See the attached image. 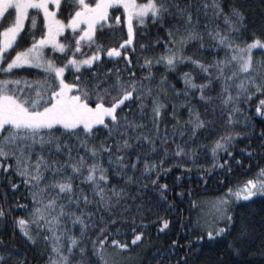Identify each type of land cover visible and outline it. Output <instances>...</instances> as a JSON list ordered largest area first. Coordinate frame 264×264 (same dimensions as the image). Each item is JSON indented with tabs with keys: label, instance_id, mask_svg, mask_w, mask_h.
Returning a JSON list of instances; mask_svg holds the SVG:
<instances>
[{
	"label": "trees",
	"instance_id": "trees-1",
	"mask_svg": "<svg viewBox=\"0 0 264 264\" xmlns=\"http://www.w3.org/2000/svg\"><path fill=\"white\" fill-rule=\"evenodd\" d=\"M143 2V0H140ZM160 2V0H157ZM167 12L163 13V22L157 18L155 21L148 16L143 25L133 23V36L128 45L122 47V41L128 39L127 27L123 23L107 25L103 29H97L96 43L103 45L106 52L109 47L119 48L120 52L115 57L102 56L94 66L84 67L78 71L67 68L63 79L67 83H76L79 77L81 83L85 80L89 84L93 82L92 74L103 73L109 81L119 75L122 80L137 81L140 87L143 106L136 99V95L123 103L118 109L117 115L127 117L137 125L135 131L125 121L121 124L126 128L129 147L117 151V140L125 139L124 133L117 127L110 141L108 129L103 125L93 127L91 139L83 134V129L78 134L68 135L62 133L60 127L53 136L63 134L67 140L58 141L61 149H56L55 143L48 148L40 149L36 146L31 154V159H36V151L48 161L64 163L69 149L72 156L78 158L86 156V162L91 163L92 158L86 153L80 140L87 139L89 145L98 147L102 140L105 144L110 142L111 153L98 156L101 163L107 169L109 180L103 185L108 198V207H101L99 197L90 192L91 182L84 181L79 176L73 177V199L77 192L90 195L91 203L85 204L81 199L72 204L66 211L76 214L84 210L85 223L88 225L82 234V239L70 256L68 264L80 261V264H99V259L93 255L92 237L97 238L101 227L107 228L105 235L108 240L117 239L121 243H127L126 250H118L110 244L103 246L102 255L106 264H264V195H257L249 201H238L229 207L233 214V222L225 227L227 235L209 238L207 231L210 226L203 215L210 206L213 198L217 197L229 185H236L245 179L254 177L258 169L264 167V116L257 113V102L264 99V93H258L252 97L240 89V96L235 97L236 85L245 78V73L240 72L236 61L227 62L233 54L224 45L219 44L212 35L219 28L221 34L227 28L223 13H228L230 8L239 9L243 14V22L239 32L229 33L236 44L243 47L245 43L254 37L264 41V0H219L223 13L216 14L211 6L212 0H164ZM205 4L208 5L205 8ZM185 8L184 15L178 16L176 7ZM74 11V9H72ZM58 18L67 21L70 10L65 2L58 6ZM117 11L122 14V9L117 7L112 10L111 17L117 16ZM34 12V10L30 11ZM171 13L169 15L168 13ZM191 13V24H185L184 16ZM122 18V15H121ZM122 21V19H121ZM179 27V33L173 32V39L178 35L185 34L187 29H192L199 35L188 40L181 46L182 55L190 56L193 60H200L206 65H214L216 60L223 58V83L227 89L221 91V79L217 77L219 67L209 69L211 77L191 61H178L173 68H168L164 63H156L155 57L164 51L165 43L174 47L168 40L165 31L168 28ZM42 14L38 16V23L31 35L42 34ZM77 34V32H76ZM27 35V34H26ZM78 35V34H77ZM60 41L75 47V39L71 31L60 36ZM153 41H156L153 44ZM30 42L22 37L17 47H24ZM141 45H144L141 47ZM71 48L67 54L45 49L47 59H52L58 66H63L68 55L72 54ZM16 49H12L14 54ZM94 46H83V52L76 55H91ZM127 53V56H125ZM252 71L248 76H254L257 81L264 79V49L256 48L251 52ZM9 58V57H8ZM150 58L149 66L144 65L145 59ZM7 60L3 61L6 62ZM2 62V63H3ZM111 69V73L108 70ZM151 73L150 76L146 74ZM190 73L192 81L199 85L205 80L209 84L204 88H187L182 73ZM44 75L43 70L34 67H20L12 70L13 78H27L34 80ZM232 75V79H226ZM2 78V76H0ZM99 79V76L96 77ZM23 86V85H22ZM25 90L28 85L24 84ZM144 89H148L145 93ZM179 90V91H178ZM35 91V89H32ZM248 91H252L249 87ZM202 92V99L196 93ZM231 93L234 97L227 106L221 103L224 95ZM153 97H156L162 105L160 116L154 118L152 112ZM235 105L236 111H232ZM94 106V101H93ZM189 106L194 112L199 113V118L204 122L203 126L196 128L193 133L191 124L188 123ZM229 112L231 122L229 123ZM110 123V118L106 119ZM235 133L226 141L224 147L211 151L212 145L217 138ZM142 134L149 137L145 142ZM140 137L139 139L137 137ZM167 136V139L164 137ZM153 144L155 147H153ZM176 146L183 149L180 155H176ZM165 149L167 152L165 153ZM123 153V158L112 168L108 164V156L113 159ZM231 154V155H229ZM136 158V166L132 160ZM163 158V159H162ZM155 162V169L144 171L145 161ZM72 161L69 160L68 163ZM0 163L12 164L13 160L0 159ZM120 164L124 168H120ZM183 165V167H181ZM83 171V170H82ZM68 169L46 177L57 179L67 175ZM117 172L122 173L116 175ZM130 176V180H125ZM155 181V182H153ZM47 183V178L45 180ZM11 184H17L12 188ZM160 184L167 186L159 189ZM115 186L121 189V195H112L111 189ZM36 191L30 185L25 184L24 177L18 175L15 167L10 170L0 168V208L6 216L0 217V253L5 254V264H46L49 258L50 245L44 240L47 226L39 228L35 223L28 225L31 234L35 237V243L27 241L15 225L16 217L29 219V213L34 206L31 193ZM58 189L49 188L42 195L45 199L52 198ZM160 191L164 195L161 197ZM68 193H64L57 199V204L67 200ZM196 202L195 204L193 202ZM91 213V224H88V215ZM62 222L58 228L71 229L72 235H80V224L74 222L68 215L59 218ZM167 220L163 228L160 223ZM200 221H203V226ZM43 224L44 220L41 219ZM135 232L142 234V239L133 243L131 237ZM233 241V248L228 247V241ZM64 250L67 248V234L63 237ZM175 241V243H173ZM15 246L14 248L12 246ZM84 248L83 254L78 251ZM9 248L11 253L9 254Z\"/></svg>",
	"mask_w": 264,
	"mask_h": 264
},
{
	"label": "snow or ice",
	"instance_id": "snow-or-ice-1",
	"mask_svg": "<svg viewBox=\"0 0 264 264\" xmlns=\"http://www.w3.org/2000/svg\"><path fill=\"white\" fill-rule=\"evenodd\" d=\"M65 2L70 10L66 24L58 18L59 13L57 11V7L63 6ZM113 5L122 8V14L117 11L115 20H112L109 11ZM211 6L215 9L216 14L223 13L219 0H212ZM207 7L208 5L205 4V8ZM30 10L38 11L30 12ZM165 12H167V6L164 0H160V2H157V0H143V2H140V0H95L94 3L86 2V0H0V76H2L0 78V159L8 160L11 158L13 160L12 164L0 163V168L7 171L15 167L17 174L24 177L25 184L36 189L31 195L33 204L38 206L32 208L28 220H25L24 217H16L15 225L27 241L32 243H35V237L31 234L28 225L35 223L38 229L47 226L49 235H46L44 240L49 243L50 250L46 264H68L73 249L77 247L78 242L82 239L83 232L88 226L85 223L83 209H81L80 214L66 211V209L71 208L72 204L78 203L81 199L85 204L91 203L90 195L80 192H77L75 200L73 199L72 180L74 176H79L84 181L91 182L90 192L99 197L101 207H108L109 205L106 190L103 186L108 182L109 176L107 175V169L98 159V156L111 153V144L110 142L105 144L103 140L99 142L98 147L87 143V139H91L93 125H103L107 128L109 135L104 139L109 141L117 127H119L120 131L124 133L125 139L123 141L117 140V151L119 152L121 148L127 149L129 147L127 131L121 121H125L133 131H135L137 125L128 121L127 117L117 115L118 109L122 108L123 103L129 100L133 94L140 101V106H143L140 87L135 79L122 80L119 75H116L110 82L107 75L93 72V82L91 84L87 80L81 83L79 77H76V83H67L62 78V74L69 65L78 70L84 65L94 66V62L101 60L104 55L103 45L96 43V32L98 28L103 29L106 23L120 24L122 22L127 26L128 39L121 42L127 45L131 42L133 36V19L136 24L143 25L146 17L150 14L154 21L159 18L162 23L163 13ZM176 13L178 16L184 15L185 8L176 7ZM40 14L43 16V29L42 34L37 37L31 35V33L36 29ZM168 14L171 15L170 12ZM223 15L227 24L224 33L221 34L219 28L215 33L209 29V33L219 44L232 51L233 54L227 62L236 61V53L245 51L249 53L247 56L240 57L242 63L239 64V71L245 73V78L237 83L235 97L240 96V89H243L249 97L264 93V79L257 81L254 76L247 75L252 71L251 52L257 45L264 47V41L254 37L251 41L245 43L243 47L236 44L229 33L240 31L244 19L243 14L239 9L230 8L229 12L223 13ZM26 17L29 19L26 20ZM184 19L186 25L191 24V13H187ZM66 28L73 30L74 48H71V43L64 44L56 39L57 35L64 32ZM77 31H79L78 35L76 34ZM165 31L168 34V40L174 47H169L166 42L164 51L158 54L153 62L164 63L166 67L173 68L178 61H191L207 73L209 77H211L209 69L213 66L219 67L217 77L221 79V91H227L223 83L225 78L222 76L223 65L226 62L223 58L216 60L214 65H206L200 60H193L190 56L182 55L180 45L198 36L197 32L189 28L185 34L179 35L178 39H173V32L179 33L181 29L179 27L168 28ZM22 37L30 42L24 47H17ZM155 43L156 41H153V44ZM45 45H51L54 50L62 54H67L68 49L71 48L73 55H68L67 60L63 62V66H57L51 59L44 60ZM84 45L94 46L95 50L91 55H83L81 59H76L75 56L83 52ZM143 46L141 45V47ZM12 49H16L14 54H12ZM119 51L118 48L109 47L107 55L116 56ZM9 56L10 58H8ZM125 56H127V53H125ZM5 60L7 62L2 63ZM149 64L150 58L145 59L144 65L149 66ZM22 65H32L43 69L44 75L34 80L13 78L12 70L18 69ZM108 72L111 73V69ZM146 75L150 76L151 73L149 72ZM97 76H99V79L96 78ZM181 78L187 88L191 89L196 87L204 89L209 84V80H205L196 85L192 81L191 74L187 72L182 73ZM226 79L231 80L232 75H229ZM25 83L28 85L27 90L22 86ZM249 87L252 91H248ZM32 89H35V91H32ZM144 92L147 93L148 89H144ZM196 95L201 96L202 99H210V97H204L202 92H198ZM233 99V95L229 93L223 96L221 103L227 106ZM257 104V113L264 116V99L258 101ZM161 107L162 105L157 98L153 97L152 112L154 118H159ZM232 111H236L235 105ZM231 115L232 113L229 112V123L231 122ZM189 116L188 123L191 124L194 133L196 128L203 126L204 122L199 118V113L194 112L191 106H189ZM107 118H110V123H106ZM57 125L60 126L62 133L68 135L80 133V126H82L83 134L87 139L81 138L79 135L76 138L80 140V144L84 146L86 153L92 158L91 163L86 162L85 155L74 158L71 149H69L64 163L61 164H57L55 160H46L40 151H36L35 160L31 159V154L36 146H39L40 149L48 148L51 151L50 145L54 143L56 149H61V144L58 142L60 140H65V144H67L63 134L52 135L56 130L54 126ZM231 135L236 134L230 133L214 141L211 148L213 154L217 149L224 147L223 141L228 140ZM142 139L147 142L149 137L142 134ZM164 139H167V136ZM153 147H155L154 144ZM176 148V155H180L183 149L179 146H176ZM166 152L167 149H165ZM122 158L123 153L116 156L115 159L112 155H109L108 164L115 168ZM69 160L72 162L68 163ZM65 165L68 169L67 175L57 179H51L50 176L46 177V173L55 176L65 171ZM132 165L133 167L136 166V158H133ZM155 167L156 163L154 161L149 162L146 160L144 163V171L155 169ZM120 168L123 169L124 165L120 164ZM121 174L120 172L116 173V175ZM46 178L47 183H45ZM124 179L130 180L131 177L125 176ZM11 187L14 189L17 184H11ZM50 187L58 189V191L53 193L52 198L45 199L42 194ZM166 188V185L160 184L158 190ZM111 192L112 195L120 196L122 190L113 186ZM64 193H68L67 200L57 204V199ZM160 195L163 197V191H160ZM257 195H264V167L258 169L254 177L245 179L236 185H229L222 193L213 198L209 211L203 213V215L206 220L212 221L217 227L214 229L209 228L207 236L211 239L222 234L227 235L225 227L233 222V214L228 210L229 207L238 201L250 202V199ZM64 215H68L74 222L80 224V235H72L69 228L57 227L62 222L59 218ZM87 215L89 217L88 224H91L90 217L92 214ZM5 216V211L0 208V217ZM213 217H215L214 220ZM41 219L44 220L43 224L40 223ZM200 222L203 226V221ZM167 223V220L161 221L160 227L163 228ZM220 224H224L225 227H220ZM106 232L107 228L101 227L97 234L102 237L99 239V243H97L96 237H92L93 255L99 259V264H106L102 255L105 244H110L118 250L128 248L127 243H121L117 239L109 241L108 236L105 235ZM66 234L67 248L65 251L63 237ZM131 239L135 243L142 239V234L135 232ZM227 246L233 248V251H237L233 247L232 240L228 241ZM78 251L83 254L84 248L81 246ZM10 253L11 248H9ZM0 264H5V254L3 253H0ZM19 264H23V261H19ZM74 264H80V261H76Z\"/></svg>",
	"mask_w": 264,
	"mask_h": 264
},
{
	"label": "rangeland",
	"instance_id": "rangeland-1",
	"mask_svg": "<svg viewBox=\"0 0 264 264\" xmlns=\"http://www.w3.org/2000/svg\"><path fill=\"white\" fill-rule=\"evenodd\" d=\"M93 2L95 1V0H92ZM122 9V8H121ZM110 12H111V10H110ZM148 16H151L150 14L148 15ZM147 16V17H148ZM146 17V18H147ZM115 18H116V16L113 18V20H115ZM122 19V18H121ZM135 21H134V19H133V22H132V25H133V23H134ZM67 22H65V24H66ZM121 24V23H120ZM113 25H117V24H113ZM123 26L124 27H127V26H125L124 24H123ZM70 31L71 29L70 28H66L65 29V31L64 32H62V33H60V34H58L57 35V37H56V39L58 40V41H60L59 40V36L62 34H64L65 32H67V31ZM181 35V34H180ZM178 37H179V35H178ZM61 42V41H60ZM61 43H63V42H61ZM65 44V43H64ZM128 45V44H127ZM123 46H125L124 44L122 45V47ZM45 47H50L51 49H53L52 48V46L51 45H46V46H44V48ZM181 47V46H180ZM256 48H263L264 49V47H261L260 45H257L254 49H256ZM119 50L121 49V47H119L118 48ZM253 49V50H254ZM54 50V49H53ZM54 51H56V50H54ZM57 52H59V51H57ZM120 52V51H119ZM119 54V53H118ZM117 54V55H118ZM71 55H73V53L71 54ZM116 55V56H117ZM236 55H237V60H236V62H237V64H238V69H239V64L240 63H242V60L240 59V57H242V56H247V55H249V53L247 52V51H245V52H243V53H236ZM103 56H107V57H115V56H109V55H107V51L106 52H104V55ZM9 58H10V56H9ZM76 59H81V58H77V57H75ZM50 59V58H49ZM44 60L45 61H47L48 59L46 58V55H45V53H44ZM52 60V59H51ZM228 60H229V58H228ZM7 62V61H6ZM6 62H3V63H6ZM55 63V62H54ZM95 63V62H94ZM56 64V63H55ZM57 65V64H56ZM58 66V65H57ZM89 66H91V65H84V66H82L80 69H82V68H84V67H89ZM20 67H34V66H32V65H22V66H20ZM35 69H40V68H36V67H34ZM67 68H70V69H73L70 65L69 66H67L66 68H65V71H66V69ZM80 69H78V70H80ZM40 70H43V69H40ZM73 70H75V71H78L77 69H73ZM65 73V72H64ZM64 73L62 74V78L64 77ZM23 87H24V84H23ZM108 119V118H107ZM95 126H97V125H93V127H95ZM54 127H60V126H54ZM81 128H82V126H80ZM209 211V207L207 208V210H206V212H208ZM215 219V217H213V220ZM206 220V219H205ZM206 222L210 225V226H212L213 228H215V227H217V225L215 224V223H213L212 221H209V220H206Z\"/></svg>",
	"mask_w": 264,
	"mask_h": 264
},
{
	"label": "flooded vegetation",
	"instance_id": "flooded-vegetation-1",
	"mask_svg": "<svg viewBox=\"0 0 264 264\" xmlns=\"http://www.w3.org/2000/svg\"><path fill=\"white\" fill-rule=\"evenodd\" d=\"M86 2L94 3L95 1L93 2L92 0H86ZM117 7H118V6L113 5V7L109 9V11L111 10V12H110L111 15H112V10H113L114 8H117ZM6 11H7V10H6ZM30 11H32V10H30ZM34 11H38V10H34ZM111 18H112V17H111ZM28 19H29V18L26 17V20H28ZM112 20H113V18H112ZM42 21H43V16H42ZM64 22H67V21H64ZM107 25H111V22L106 23L104 26H107ZM68 31H69V30H68ZM70 31L73 32L72 29H71ZM77 34H79V31H77ZM61 35H62V34H61ZM61 35H60V36H61ZM60 36H59V40H60ZM45 46H46V45H45ZM48 46H49V45H48ZM47 48H50V47H45V48H44V51H45V49H47Z\"/></svg>",
	"mask_w": 264,
	"mask_h": 264
}]
</instances>
